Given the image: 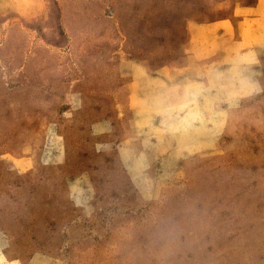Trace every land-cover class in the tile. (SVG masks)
Here are the masks:
<instances>
[{
  "label": "rangeland",
  "instance_id": "1",
  "mask_svg": "<svg viewBox=\"0 0 264 264\" xmlns=\"http://www.w3.org/2000/svg\"><path fill=\"white\" fill-rule=\"evenodd\" d=\"M0 264H264V0H0Z\"/></svg>",
  "mask_w": 264,
  "mask_h": 264
}]
</instances>
